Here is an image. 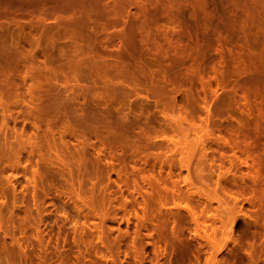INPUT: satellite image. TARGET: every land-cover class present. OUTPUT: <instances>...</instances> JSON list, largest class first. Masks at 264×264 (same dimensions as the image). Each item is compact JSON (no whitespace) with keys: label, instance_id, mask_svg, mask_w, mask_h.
<instances>
[{"label":"rangeland","instance_id":"374dc122","mask_svg":"<svg viewBox=\"0 0 264 264\" xmlns=\"http://www.w3.org/2000/svg\"><path fill=\"white\" fill-rule=\"evenodd\" d=\"M46 1L0 0V264H264V181L228 151L264 95V2L120 0L146 46L117 76L72 49L115 53L133 23ZM113 132L146 136L127 172Z\"/></svg>","mask_w":264,"mask_h":264},{"label":"bare ground","instance_id":"6f19581e","mask_svg":"<svg viewBox=\"0 0 264 264\" xmlns=\"http://www.w3.org/2000/svg\"><path fill=\"white\" fill-rule=\"evenodd\" d=\"M47 1H50V0H47ZM53 1H56L57 4L59 1L60 3L65 4V2H61L62 0H51L50 2H53ZM70 1H73V0H70ZM74 1L72 2L73 4L66 1L68 2V5H63L58 8L60 12H62L64 15L65 14L67 15V16L62 15L59 17V19L63 21H70L73 25H76L79 22H82V23L85 22L87 26L89 25L88 26L89 29L95 30V27L91 26L90 24L91 22L89 20L91 17L90 10L85 9L83 7L79 8L78 7L79 1H78V5L77 3L74 4L77 0L75 2ZM108 1H110L108 4L103 5L106 11H108L109 13H112L119 19L125 20L124 22L133 23L130 26L131 31H129L128 36L125 37L123 41L125 48L122 50L118 49L115 53L107 54V56L105 55L101 56L100 53H94L92 55H87V57L84 59H81L82 57L79 58L78 49L73 48L72 51L74 53V60L72 61V64H73L75 71H78L80 68H88L95 72L112 70L115 72V75L117 76H119V74L121 73H125V74L129 73L130 75H132L133 73L138 72L137 65L139 64L140 59L138 58L137 54L139 53L140 50L142 51L145 50V46H146L145 40L141 37L136 36L135 32L133 31V26H135L136 24L138 25L137 20L136 19L131 20L129 17H127L128 14L126 13L125 6L122 4V2L120 0H108ZM263 2L264 1L262 0V3ZM258 6L259 5H257L256 7ZM263 6H264V3H263ZM134 22L136 23L135 25H134ZM82 23L81 25L85 26V24H82ZM148 53L149 52L147 51L145 54H148ZM8 69L9 68L7 69L5 68L7 77H8V86L12 89L11 87L12 81L10 80H11V75L13 71L8 70ZM127 80L130 84L134 83V79H132L131 77H128ZM254 91H257V90H254ZM254 91L249 92L247 97L244 96V98L247 100L246 102L248 105L247 107H249L252 110L251 114L253 115V113L255 114V112L257 114L256 116L257 120L255 121V127H253L254 129H251V127L243 128V130L237 133L236 139L232 140V143L229 141V146H228L229 149L228 148L227 149L228 151L232 152L236 156L239 153L241 155H244L247 159H251L253 161V165L251 167L253 171L252 174H254L253 177L255 178V181L263 182L264 181V95H261V93L255 94ZM89 109L93 110V113L98 112V109L95 107L90 106ZM81 123L88 124L90 123V120L88 118H82ZM144 137L146 138V136H143V135L137 136V135H133L131 133H125V132L123 133L113 132L112 133L113 145L107 148L109 150L108 155L116 158L121 171L127 172L128 163H126V158L128 157V154L130 153V151H133V152L139 151L140 146L136 144L135 141L136 139H139V138L141 139ZM130 141H132V143ZM119 148H121L122 153L118 155L117 150ZM261 150H262V153L259 154ZM112 152H114V154H112ZM137 152L135 153V156L136 154H138ZM143 171H141V173ZM144 173L145 171L140 175V173L138 172V174L142 176L141 177L142 179H145L146 177ZM127 175H128L127 173H125V175H121L120 173L119 178L124 183V185L127 186V188H129L131 185L130 183L131 181H129ZM136 180L137 179L133 181L135 183L134 187L137 188L138 182ZM259 202L261 203L260 199H259Z\"/></svg>","mask_w":264,"mask_h":264}]
</instances>
